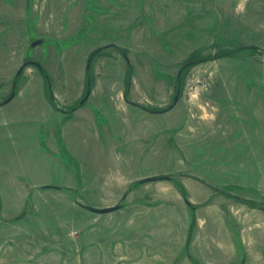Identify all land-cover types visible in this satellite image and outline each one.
<instances>
[{"label": "rangeland", "instance_id": "1", "mask_svg": "<svg viewBox=\"0 0 264 264\" xmlns=\"http://www.w3.org/2000/svg\"><path fill=\"white\" fill-rule=\"evenodd\" d=\"M12 92L0 264H264V0H0Z\"/></svg>", "mask_w": 264, "mask_h": 264}, {"label": "water", "instance_id": "2", "mask_svg": "<svg viewBox=\"0 0 264 264\" xmlns=\"http://www.w3.org/2000/svg\"><path fill=\"white\" fill-rule=\"evenodd\" d=\"M41 43V41L40 40H36V41H34L32 44H31V46L32 47H35L36 45H38V44H40ZM20 71V70H19ZM19 74V73H18ZM88 94H89V91L87 92V96H88ZM87 96L85 97V99L87 98ZM14 97V92H12L11 94H10V96L5 100V101H3L2 103H0V106L1 105H5V104H7L8 102H10L11 101V99ZM85 99H83V100H85ZM170 179V177H168V176H154V177H149V178H146V179H143V180H141L139 183L140 184H142V183H145V182H153V181H159V180H169ZM42 189H44V188H49L48 186H43V187H41ZM51 188V187H50ZM84 208L87 210V211H89V212H91V213H95V214H106V213H111V212H114V211H116V210H118L119 208H120V206L119 205H117V206H113V207H107V208H102V209H99V208H94V207H90V206H84ZM263 211H264V208H263Z\"/></svg>", "mask_w": 264, "mask_h": 264}, {"label": "crops", "instance_id": "3", "mask_svg": "<svg viewBox=\"0 0 264 264\" xmlns=\"http://www.w3.org/2000/svg\"><path fill=\"white\" fill-rule=\"evenodd\" d=\"M209 217H211V215H208ZM233 219V218H232ZM213 221H215V224L213 223ZM213 221H211L214 225H217L218 224V221L217 220H214L213 219ZM210 222V223H211ZM206 223H207V221H206ZM214 229H218V227L216 226V227H214ZM214 234H216V235H220L221 234V232L220 231H218L217 233H214ZM233 237L235 238V240L237 241V239H238V237H236V235H233ZM239 242V240L237 241V243ZM216 243H218L217 241H216ZM219 245V244H218ZM237 246V245H236ZM235 245L230 249L229 248V246L228 247H225V246H223L224 248H226L227 250H225V249H223L220 245L218 246V248H220L221 249V254H223L224 256H222L221 254H220V259H217V260H214V259H211V261H210V263H214V264H224V263H228L229 261H230V259H228V258H226L225 259V256H226V252H230V254H232V252L233 253H237V249H235V248H237Z\"/></svg>", "mask_w": 264, "mask_h": 264}, {"label": "bare ground", "instance_id": "4", "mask_svg": "<svg viewBox=\"0 0 264 264\" xmlns=\"http://www.w3.org/2000/svg\"><path fill=\"white\" fill-rule=\"evenodd\" d=\"M10 52V51H9Z\"/></svg>", "mask_w": 264, "mask_h": 264}]
</instances>
